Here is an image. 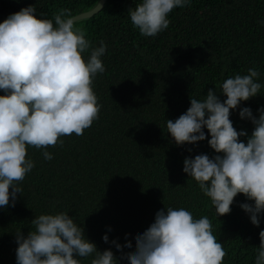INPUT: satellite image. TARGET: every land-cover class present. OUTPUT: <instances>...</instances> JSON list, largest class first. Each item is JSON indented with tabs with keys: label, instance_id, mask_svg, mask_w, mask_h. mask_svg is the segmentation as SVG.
I'll return each mask as SVG.
<instances>
[{
	"label": "trees",
	"instance_id": "1",
	"mask_svg": "<svg viewBox=\"0 0 264 264\" xmlns=\"http://www.w3.org/2000/svg\"><path fill=\"white\" fill-rule=\"evenodd\" d=\"M100 0H0V99ZM0 264H264V0H107L26 64L0 125Z\"/></svg>",
	"mask_w": 264,
	"mask_h": 264
},
{
	"label": "water",
	"instance_id": "2",
	"mask_svg": "<svg viewBox=\"0 0 264 264\" xmlns=\"http://www.w3.org/2000/svg\"><path fill=\"white\" fill-rule=\"evenodd\" d=\"M107 0H100L99 3L90 11L81 13L79 15H76L72 18L67 19L64 21L58 28L53 30L51 33H49L47 36H45L39 43H37L34 47H32L27 54L25 55L24 59L22 60L21 64L19 65V68L14 76V79L10 86L6 89L4 92L2 98L0 99V125L2 123V118H3V110L4 107L11 97L12 93L14 92L17 84L19 83L21 79V75L23 73V70L26 66V64L29 62V60L35 55V53L40 50L45 44H47L49 41L54 39L56 36H58L60 33H62L67 27H69L71 24L91 18L95 16L96 14L100 13L105 5H106Z\"/></svg>",
	"mask_w": 264,
	"mask_h": 264
}]
</instances>
